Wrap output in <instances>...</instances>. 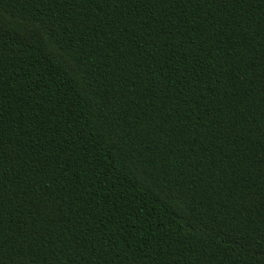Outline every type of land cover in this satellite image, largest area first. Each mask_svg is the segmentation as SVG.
<instances>
[{
  "label": "trees",
  "instance_id": "16d2710c",
  "mask_svg": "<svg viewBox=\"0 0 264 264\" xmlns=\"http://www.w3.org/2000/svg\"><path fill=\"white\" fill-rule=\"evenodd\" d=\"M0 264H264V0H0Z\"/></svg>",
  "mask_w": 264,
  "mask_h": 264
}]
</instances>
